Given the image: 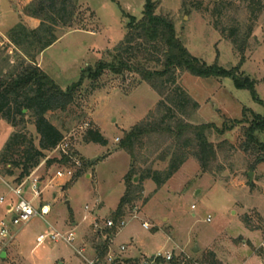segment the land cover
Here are the masks:
<instances>
[{"label": "rangeland", "instance_id": "1", "mask_svg": "<svg viewBox=\"0 0 264 264\" xmlns=\"http://www.w3.org/2000/svg\"><path fill=\"white\" fill-rule=\"evenodd\" d=\"M152 1L156 15L173 21L178 38L192 57L225 70L238 66L242 58L239 73L255 82L254 91L264 102V0ZM29 2L0 0V73L6 72L20 54L7 40V32L19 22L31 28L22 13ZM144 3L78 0L72 24L58 30L57 42L36 58L37 66L65 90L77 82L85 67L111 62L114 48L126 33L125 16L140 19ZM230 31H235L242 53L231 44ZM177 83L198 104L190 116L192 124L221 128L225 122L242 119L243 109L248 111L249 120L250 114L263 113L250 93L235 88L229 78L201 79L180 73ZM159 100L135 74L117 76L107 70L95 82L84 81L65 113L45 116L61 131L63 141L45 152V159L23 181L22 195L32 199L30 185L37 179L40 189L45 190L39 189L40 195L32 204H48L51 213L43 220L14 227L5 206L0 205V222H5L13 234L10 241L0 244V264H88L95 260L94 246L104 240L106 222L123 194V177L131 165L129 156L118 148L122 133L144 121ZM26 119V131L37 146L32 120ZM245 127L236 125L222 137L214 133L208 137L214 146L223 140L228 143L217 152V162L223 166L220 174L203 173L189 159L159 189L151 181L143 183L141 199L126 209L125 225L109 242L107 253L115 263L130 255L142 262L158 252L174 250L184 264H204L210 254L219 264H264V161L255 165L256 155L242 150ZM88 130L98 131L107 146L86 143ZM12 132V127L0 120V151ZM255 137L264 144V130ZM168 144L169 140L157 137L144 139L136 152V167L149 166ZM64 154L68 157L66 165L60 163ZM47 161L53 162L48 165ZM74 162L80 163V168ZM167 162H154L152 170H164ZM65 168L74 175L79 172V176L55 177ZM1 178L0 197L8 202L9 188L17 184L13 178L11 182ZM142 223L149 229L144 230ZM52 231L61 236L73 233L75 249L62 239L36 243L38 236ZM95 233H100L101 239ZM120 246L125 252H119ZM75 250H82V256ZM99 260L108 264L104 257Z\"/></svg>", "mask_w": 264, "mask_h": 264}, {"label": "trees", "instance_id": "2", "mask_svg": "<svg viewBox=\"0 0 264 264\" xmlns=\"http://www.w3.org/2000/svg\"><path fill=\"white\" fill-rule=\"evenodd\" d=\"M77 3L78 0H30L22 13L26 18L36 20L38 25L28 28L19 22L6 34L9 43L20 54L8 65L6 72L0 73V120L6 121L13 129L0 151L2 178H13V182L20 185L30 176L45 159V152L56 149L63 141L61 131L45 116L57 111L65 113L84 81L95 82L107 70L117 76L135 74L160 98L154 112L140 124L123 132L118 144V148L129 156L131 165L123 177V194L111 214L115 226L125 217L126 209L133 208V203L141 199L144 182L151 181L159 189L189 159L194 160L203 173L211 176L220 174L223 166L217 162V152L228 143L223 140L214 146L208 140L212 133L222 137L233 131L236 125H247L243 129L242 150L256 155L255 165L264 161V144L255 137L257 132L264 130V102L254 91L255 82L239 73L243 59L238 66L225 70L217 64L207 66L192 57L178 38L173 21L155 14L156 6L152 0H145L140 19L125 16L128 19L126 33L114 48L110 63L97 62L93 67H85L77 82L65 90L57 86L37 66L36 58L57 42L59 29L70 27ZM219 31L222 33V30ZM236 36L235 31H230L228 38L236 52L242 53L243 46L237 43ZM180 73L201 79L229 78L235 88L250 93L253 101L263 108V113L250 114L249 120L246 117L248 111L243 109L242 119L225 122L221 128L213 124H192L190 116L197 111L198 104L178 85ZM27 116L32 120L38 136L37 146L26 131ZM152 137L169 140V144L149 166L136 167L138 148L143 146L144 139ZM84 141L107 146V140L96 130H88ZM166 160L164 170H152L154 162ZM52 162L46 163L50 165ZM67 162L68 158L62 156L60 163L66 165ZM249 170L252 171L253 167ZM78 176L79 172L74 178ZM134 179L137 181L134 182ZM116 234L115 227L104 229V240L94 246L96 255L101 258L107 254L109 242ZM95 237L101 239L100 233H95ZM208 262L219 264L212 254L209 261H203L204 264ZM122 263L138 264L136 259Z\"/></svg>", "mask_w": 264, "mask_h": 264}, {"label": "built area", "instance_id": "3", "mask_svg": "<svg viewBox=\"0 0 264 264\" xmlns=\"http://www.w3.org/2000/svg\"><path fill=\"white\" fill-rule=\"evenodd\" d=\"M116 141H118V139H116ZM64 156L67 157L66 154H64ZM74 164L78 168H80V163L74 162ZM55 175H56L55 177L57 178L66 177L71 179L74 173H72L69 168H65L62 172H57ZM30 189L32 193L31 200H26L25 198H23L22 184L9 188L10 193L16 199L14 202L8 203L7 201H5L3 197H0V205L5 206V213L11 216L10 222L11 225L14 227L25 226L33 219L43 220L51 213V208L48 204L41 203L38 206H33L32 204V200L37 199L40 195L39 182L37 181V179H33L31 181ZM124 225L125 223L123 222V219H121L116 226L112 222V220H108L106 222L105 228L112 229L113 227H115L116 230L118 231L120 227L122 228ZM141 227L144 230L149 229V226L146 223H142ZM12 237L13 234L11 229L8 227V225L5 222H0V244L3 243L4 241L7 242L10 241ZM47 239H51V240L62 239L63 242H65L67 245L75 249L74 247L75 238L73 233H68L64 236H61L59 233L52 231L49 234L38 236L36 238V243L38 245H41ZM125 249L126 248L124 246H120L119 252L123 253L125 252ZM75 251L78 255L82 256V252H83L82 250H75ZM99 259L100 257L96 255L95 260L88 261V264H102V262ZM104 259H106L108 264H123V263H115V261L110 257L108 253L104 256ZM137 262L138 264H184L183 261L179 259V255L174 253V250L162 252V253L158 252L155 255L151 256L150 258L144 259L142 262H139L138 260Z\"/></svg>", "mask_w": 264, "mask_h": 264}, {"label": "crops", "instance_id": "4", "mask_svg": "<svg viewBox=\"0 0 264 264\" xmlns=\"http://www.w3.org/2000/svg\"><path fill=\"white\" fill-rule=\"evenodd\" d=\"M29 22H31L30 23V26H31V28H35L37 25H38V23H37V21L36 20H33V19H27ZM123 131H125V129H123ZM2 180H6V179H8L9 180V182H11V178H1ZM22 184V188H23V186H24V182H22L21 183ZM7 185V184H6ZM41 188V185H40V183H39V189ZM41 190V192L43 191V190H45V188H43V189H40ZM10 196H11V198L10 199H8V203H11V202H14L16 199H15V197L14 196H12V194L10 193L9 194ZM116 209V208H115ZM114 209V210H115ZM113 210V211H114ZM248 231V230H247ZM250 232V231H249ZM141 251L140 250H138V253H140ZM128 259L127 260H129V259H136L137 260V256H133V255H130L129 257H127ZM222 262V261H221ZM223 264H225V263H223Z\"/></svg>", "mask_w": 264, "mask_h": 264}, {"label": "water", "instance_id": "5", "mask_svg": "<svg viewBox=\"0 0 264 264\" xmlns=\"http://www.w3.org/2000/svg\"><path fill=\"white\" fill-rule=\"evenodd\" d=\"M248 177H249V179H250V181H251V177H252L251 173L248 174ZM136 181H137V179H134V182H136ZM194 251H196V248H194Z\"/></svg>", "mask_w": 264, "mask_h": 264}]
</instances>
